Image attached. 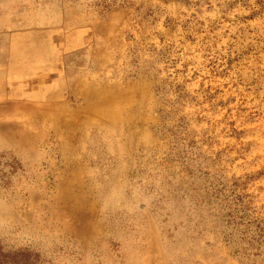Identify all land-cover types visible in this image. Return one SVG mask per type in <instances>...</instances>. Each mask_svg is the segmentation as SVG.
<instances>
[{
  "label": "rangeland",
  "instance_id": "rangeland-1",
  "mask_svg": "<svg viewBox=\"0 0 264 264\" xmlns=\"http://www.w3.org/2000/svg\"><path fill=\"white\" fill-rule=\"evenodd\" d=\"M0 264H264V0H0Z\"/></svg>",
  "mask_w": 264,
  "mask_h": 264
},
{
  "label": "crops",
  "instance_id": "crops-1",
  "mask_svg": "<svg viewBox=\"0 0 264 264\" xmlns=\"http://www.w3.org/2000/svg\"><path fill=\"white\" fill-rule=\"evenodd\" d=\"M38 62H41L40 60H38ZM42 63V62H41ZM40 63V64H41ZM31 69H28V71H30ZM37 72L39 73L40 71H36V74H37ZM26 81H28V80H32L33 81V79H32V77L31 76H29V78H26L25 79ZM40 89H41V85H40ZM36 92H37V90H36ZM39 92V91H38ZM32 95H29L28 97L30 98ZM34 96H35V94H34Z\"/></svg>",
  "mask_w": 264,
  "mask_h": 264
}]
</instances>
